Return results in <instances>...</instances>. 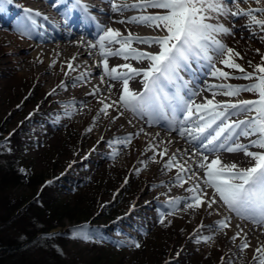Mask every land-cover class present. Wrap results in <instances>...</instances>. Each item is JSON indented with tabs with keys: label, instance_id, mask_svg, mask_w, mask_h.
Here are the masks:
<instances>
[{
	"label": "rangeland",
	"instance_id": "obj_1",
	"mask_svg": "<svg viewBox=\"0 0 264 264\" xmlns=\"http://www.w3.org/2000/svg\"><path fill=\"white\" fill-rule=\"evenodd\" d=\"M225 5L233 12L240 10L241 14H213L208 22L230 29L229 33L217 34L216 39L233 49V61L245 72L251 73L254 71L253 66L261 64L264 59V28L253 23L252 17L245 13L251 10L258 19H264V11H256L264 10V0H225ZM28 9H31L29 0H11L10 3L0 0V142L13 131L21 132L23 142L20 144L23 146L14 144L13 148L17 162L27 166L37 176L31 181L10 182L8 186L0 182V244L8 238H16L20 242L25 240L28 237L25 233L30 232L28 228L30 229L33 219L37 221L34 225L36 228L41 227V221L47 220L43 214L39 216L38 212L30 209L18 221L7 222L8 225L3 223L7 216L8 201L22 203L23 200L35 199V203L42 206L36 197L41 195L39 198L44 199L45 184L51 179L65 181L61 186L51 188L56 191L59 200L75 212H84L97 219L101 217L102 208L109 204L115 207L113 213L116 215L137 207V211L143 214L141 216H145L142 219L149 224L144 233L139 234L134 241L129 236L134 234L123 230V233L119 231V237L112 235L107 242L95 237L90 231L91 226L96 227V223H84L74 230L73 221L65 217L64 225L52 230L67 233L65 240L31 243L21 249L13 257V261L21 259L24 253L27 255L23 260L26 264L38 263L41 262L40 256L51 254L56 249L65 254V263L71 259L73 264H257L253 261L250 246L242 249L245 241L240 242L237 236L228 240V228L220 231L217 229L212 223L213 217L209 209L203 206L202 199L199 202L202 206H196L192 199L196 193L189 191L193 188L179 195L176 200L180 204L179 210H174V204L168 207L159 202V198L164 197L165 193L159 194L152 189L156 176L161 174L168 188L166 193L176 195L177 183L168 180H172L173 171L170 174L162 172V161L157 156L153 159L140 157L142 144L137 133L129 132L124 136L115 133L120 145L103 144L92 126L96 119L98 124H102L103 120L96 118L99 114L98 97L87 99L84 104L85 116L77 118L61 111L56 100L46 95L47 89L52 85L67 84L63 77L53 75L49 83H40L36 77L37 68L32 64L27 65L24 70H18L17 65L23 51L21 47L31 44L30 36L36 30L38 22L35 16V24L27 19L25 10ZM157 14L159 13H153ZM9 22H13L12 26ZM8 48H13L17 53L3 51ZM235 53L240 56H235ZM209 54L213 56L215 68L236 74L234 78L229 72L230 78H233L226 80L229 85L245 87L255 82L242 78L244 74L239 70L221 64L220 60L225 57L217 56L215 52ZM22 72L25 76L20 85H10L12 77ZM77 86L82 89V83ZM238 97L245 99L241 93ZM36 111L39 113H34ZM31 114L40 118H30ZM102 127L108 131L112 129L106 122ZM120 148L123 153L118 152ZM0 154L1 173L10 157H5L2 149ZM137 161L141 163L137 164ZM156 171L160 172L155 173ZM184 185L181 180L179 189L184 188ZM189 203L194 206L189 208ZM34 226L31 227L32 231ZM80 229H83V233H78ZM83 234L90 238H82ZM102 243L106 244L103 250L106 256L100 258L98 248L103 247ZM136 243L140 247H135ZM169 259L171 261L167 262Z\"/></svg>",
	"mask_w": 264,
	"mask_h": 264
},
{
	"label": "bare ground",
	"instance_id": "obj_2",
	"mask_svg": "<svg viewBox=\"0 0 264 264\" xmlns=\"http://www.w3.org/2000/svg\"><path fill=\"white\" fill-rule=\"evenodd\" d=\"M29 1L31 10L42 15L36 16L38 22L36 30L31 35V44L21 47L23 51L21 60L17 65L18 70H24L27 65L32 64L34 68H37L36 77L40 83H49L50 77L53 75L63 77L67 84L62 83L56 86L50 84L51 87L47 89L46 95L56 100L61 111L68 112L77 118L85 116L84 104L87 99L94 96L98 97V113L101 115L97 114L96 118L103 120L102 124H98L96 119L92 126L103 144L120 145V142L116 140L115 133L123 136L129 132L138 133L142 144L140 157L146 156L153 159L157 156L162 161L160 165L162 172L170 174L173 171L172 180H168L178 184H176L178 187L176 195L166 193L168 188L161 174L156 176V182L152 183V189L159 194L165 193L164 197L159 198L160 203H164L168 207L174 204V210H179L180 204L176 202L179 195L197 185L202 191L196 195L202 197L203 205L207 203L205 193L210 196L216 195L215 190L208 187L204 182L206 179L205 170L198 166V162L203 160L204 155L208 156V162L219 158L223 164L236 163L241 169L253 166L254 161L246 157L243 152H228L226 147L231 145L233 141L248 145L251 140L256 139L255 136L244 137L239 135L240 130L236 129L237 135L225 140V148L215 150L212 146L205 148L206 137L191 141L187 133L184 136L180 135L179 128L183 121V113L177 112L175 114L177 119H174L171 108H165L158 117L150 118L147 115H138L125 109L119 101L123 89L122 81L113 80L107 75L103 64L104 57L100 55L98 45L94 48L90 45L97 44V38L103 29L112 28L118 30L124 37L131 35L130 49L144 53L159 52L158 44L144 43L136 38H154L166 33L150 23L131 22L133 17L152 16L151 7H132L136 4L145 3V0H82L81 15L74 13L77 5H79L75 0ZM113 4L117 5L119 10H114ZM125 5L128 7H124ZM108 47L116 50L120 45L110 44ZM3 51L11 54L17 53L13 48ZM107 61L109 68L129 64L136 69H146L150 64V61L146 59L138 60L131 58V56L128 59L120 56H109ZM69 65L72 67L70 68ZM118 71L124 73L128 69L119 68ZM211 72L212 69L209 66L194 60L190 66L180 69L179 75L185 84L182 86L180 83L173 85L165 82L163 92L171 97L179 89L185 99L190 98L195 104L206 103L207 100H213L214 103L219 104H238L240 101H247L240 99L238 95H224L223 93L227 89L211 87L230 84L226 82L227 79L212 76ZM24 76L25 73L23 72L16 73L9 84L16 83L19 86ZM143 80V75L132 76L129 79V88L136 92H142L144 90ZM79 83H82V89H78ZM210 87L211 90H209ZM194 92L198 94L193 95ZM105 105L111 106L105 109ZM233 111V109H228L229 113H233ZM254 115L253 112L237 111L229 116L228 121L223 123L247 120ZM162 117L169 118L168 123ZM192 120L195 121V117ZM105 122L112 126L110 131L102 127ZM221 123L220 120L217 121V125ZM183 127L195 132V123L193 122L184 124ZM215 127L216 125L213 126V128ZM228 135L225 133V136ZM221 140H224V137H221ZM249 150L261 151L256 147H251ZM118 152L123 153V149L120 148ZM137 162V164L141 163V161ZM169 162L172 163L171 167L167 166ZM181 165L183 168L180 167ZM159 172L156 171L155 173ZM177 177L181 179L178 180ZM181 180L184 181L185 185L180 190ZM204 207L208 208L207 206ZM208 209L213 217L212 223L219 231L223 228H220L217 222L224 220L225 217L229 218L227 228L230 237L228 240L234 236H237L240 242L247 240L252 256L256 255L255 250L257 248L264 246V222H260L259 216L255 220L245 219L230 211L222 201L213 204Z\"/></svg>",
	"mask_w": 264,
	"mask_h": 264
},
{
	"label": "snow or ice",
	"instance_id": "obj_3",
	"mask_svg": "<svg viewBox=\"0 0 264 264\" xmlns=\"http://www.w3.org/2000/svg\"><path fill=\"white\" fill-rule=\"evenodd\" d=\"M2 2L10 3L11 0H2ZM124 7L128 6L125 5ZM132 7L163 9V14L133 17L131 22L150 23L164 30L166 34L154 38H136L144 43L158 44L160 50L157 53H144L130 49L131 35L124 37L118 30L112 28L103 29L97 38V44L90 45L93 48L98 45L100 55L104 57L103 64L107 75L113 80L122 81L123 89L119 101L125 109L138 115H147L150 118L158 117L164 112L165 108H171L174 119H177L175 115L177 112L183 113V121L179 128L180 135L184 136L187 133L191 141L206 137L205 148L208 146H212L213 150L225 148V140L237 135L236 129H239V135L244 137L255 136L256 139L251 140L248 145L233 141L231 145L226 147L228 152H243L246 157L254 161L253 166L241 169L236 163L223 164L219 158L208 162L207 155H204L203 160L198 162V166L205 170V184L213 188L216 194L210 196L205 193L207 203L203 206L211 208L213 204L222 201L230 211L237 215L253 220L259 216L260 222H264V59H262L261 64L253 66V72H245L239 64L233 61L232 54L234 50L216 39L217 34L221 32L229 33L230 29L221 24L208 22L212 19L213 14L240 15V10L233 12L226 7L225 0H145V3L136 4ZM113 9L119 10L115 4H113ZM26 11L29 13L27 19L35 24L36 21L33 19L34 10L28 9ZM256 11L264 10L257 9ZM34 15L39 16L42 14L35 12ZM245 15L251 16L253 23L264 28V19H258L252 14L251 10ZM110 44H118L120 47L112 50L108 47ZM210 52L225 57L220 60V63L225 67L239 70L244 74L242 78L255 81L245 87L232 85H214L211 87L227 89L223 94L228 96H237L241 91L253 92L257 94L258 99L240 101L238 104H219L214 103L213 100L195 104L192 99H185L179 89L171 97L163 92L165 82L173 85L180 83L182 86L185 84L183 78L179 75L180 69L190 66L192 61L203 59L208 61L209 64H213V56L209 54ZM109 56H120L124 59L131 56L133 59H146L150 61V64L146 69H136L129 64L109 68L107 61ZM235 56L239 57L240 54L235 53ZM69 67L71 68L72 65H69ZM119 68H125L128 71L120 73ZM210 74L224 79L230 78L229 72L215 68L214 65ZM139 75L144 77V90L142 92H136L129 88V79L132 76ZM211 87L209 90H211ZM196 94L198 93H193V95ZM110 106L105 105V109ZM228 109H233V113H229ZM237 111L253 112L255 115L247 120L223 123L228 121L229 116ZM193 117H195V121L192 120ZM218 120L222 122L220 125H217ZM189 122L195 123V132L183 127L184 124ZM214 125H216L215 128H213ZM225 133L229 135L225 136ZM221 137H224V140H221ZM127 142L130 141H125V143ZM251 147L259 148L261 151L253 152L249 150ZM167 166L171 167L172 163L169 162ZM180 167L183 168L182 165ZM177 179L181 178L177 177ZM189 191L200 193L202 190L197 185ZM192 199L196 202V206H202L199 203L202 199L200 195H194ZM187 206L191 208L194 205L189 203ZM228 221L229 218L225 217L224 220L217 223L220 228H225L229 226ZM161 223H163V220H161ZM78 233H83V229L78 230ZM82 238L89 239L90 237L83 234ZM249 246L250 244L245 240L242 249ZM135 247H140V245L136 243ZM255 252L254 259L257 264H264V246L257 248Z\"/></svg>",
	"mask_w": 264,
	"mask_h": 264
},
{
	"label": "trees",
	"instance_id": "obj_4",
	"mask_svg": "<svg viewBox=\"0 0 264 264\" xmlns=\"http://www.w3.org/2000/svg\"><path fill=\"white\" fill-rule=\"evenodd\" d=\"M37 114L39 112H36ZM40 115V114H39ZM33 116L35 120H38L39 116L31 115L30 118ZM33 121V120H32ZM21 136V132L13 131L9 137H3V140L0 142V148L6 154L5 157L9 156L10 160H8V165L5 167L4 171L0 173V182L3 184H10V182H16L19 180H32L33 178L37 177L35 174H32L29 171V168L22 163H18V159L16 158V151L14 148V144L19 146H23L20 144L23 142ZM0 149V150H1ZM9 151L12 152H8ZM13 149V150H12ZM1 156V154H0ZM15 162H17L15 164ZM59 179H54L50 183L45 184V197L44 199H40L41 195H38L36 198L39 199V206L35 199L33 200H23L22 203H16L13 201H8L7 205V216L5 217V225H8L11 221L19 220L20 216H24V214L28 213L30 209L32 212H38L39 216L43 214V217H46L47 220L41 221V227L36 228L34 226L36 224V220L33 219L31 221L30 232H26L25 234L28 235L25 240L18 241V239L8 238L7 241L0 244V263L5 264H26L24 259L27 258V255L21 257V259H15L13 261V257H15L21 249L31 245L34 242H53L55 240H65L67 233H62V231L52 232L53 229L57 228L58 226H63L64 222L63 219L68 217L71 221H73L74 230L78 229V226L81 224L88 223L93 224L96 223V227L92 228L90 231L95 234V237H99L102 240L107 241L111 236L119 237L120 232L123 233V230H127L124 232H130L134 235H129L130 239L134 241L139 234L142 235L147 229L149 222L144 221L142 218L145 216H141L137 209L132 210L128 216H125L121 219L116 220L118 215L113 213L115 207L112 205L104 206L102 208L101 217L95 219V216H90L89 214H85L84 212H75L70 209L69 205L62 203L59 200V197L55 194L56 191H53L51 186L58 187L61 186L65 182L64 180L58 181ZM134 216V217H133ZM39 219V217L37 216ZM148 219V218H147ZM40 220V219H39ZM8 222V223H7ZM2 223V224H3ZM1 226V225H0ZM34 226L33 231L31 227ZM71 230H73L71 228ZM120 231V232H119ZM113 240L116 241L114 238ZM108 242V241H107ZM103 247L98 248L99 254L101 257H105L103 250L105 249L104 246L106 244L102 243ZM115 246V245H113ZM114 248H118L115 246ZM120 249V248H119ZM49 250H52L51 248ZM102 250V251H101ZM97 251V252H98ZM7 257V258H6ZM6 258V259H5ZM5 259V260H4ZM65 254L61 251L56 249L53 250L51 254H44L40 256L41 262L38 263H28V264H73L71 259L66 263L63 261L65 260ZM12 260V261H10Z\"/></svg>",
	"mask_w": 264,
	"mask_h": 264
}]
</instances>
